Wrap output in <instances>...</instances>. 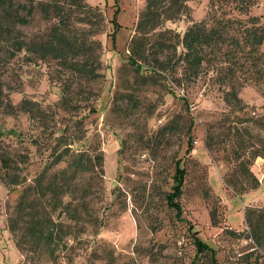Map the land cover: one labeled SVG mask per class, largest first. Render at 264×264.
<instances>
[{"label":"rangeland","instance_id":"1","mask_svg":"<svg viewBox=\"0 0 264 264\" xmlns=\"http://www.w3.org/2000/svg\"><path fill=\"white\" fill-rule=\"evenodd\" d=\"M84 1L101 13V20L92 17L90 26L99 28L93 34L99 42L94 78L76 83V74L52 59H34L24 51L8 57L0 51L2 90L14 106L10 113L0 108V153L10 157L9 167L0 166V264H188L194 252L188 224L215 251L214 263L203 252L195 264H264V237L261 245L247 237L243 221L245 207L264 206V158L256 156L248 164L257 185L236 193L224 181L234 160L227 154L229 140L221 134L227 125L246 123L236 120L264 111L262 76H257L258 84L239 87V110H229L223 102L210 69L180 85L169 76L140 83L124 56L143 0ZM254 1L248 13L264 21V0ZM185 4V12L163 20L160 28L180 34L190 20L204 16L208 0ZM16 27L25 39H36L47 24L35 11L28 23ZM259 49L264 54V32ZM63 83L79 101L76 108L55 106ZM22 97L36 101L44 112L30 119L17 106ZM59 127L65 129L61 144L82 146L80 142L100 150L102 175L76 178L78 186L88 183L92 191L88 214H83L88 221L60 216L65 245L51 258L27 243L24 249L16 246V235L5 223L20 187L50 159ZM248 129L254 139L264 135L256 126ZM207 131L212 132L209 144L204 141ZM176 158L185 169L180 219L164 199ZM11 175L20 182L10 183ZM213 205L216 224L208 217Z\"/></svg>","mask_w":264,"mask_h":264},{"label":"trees","instance_id":"2","mask_svg":"<svg viewBox=\"0 0 264 264\" xmlns=\"http://www.w3.org/2000/svg\"><path fill=\"white\" fill-rule=\"evenodd\" d=\"M254 3V0H208L204 16L190 20L179 34L169 28L161 29L160 24L185 12V0H143L124 56L133 70V78L142 83L169 76L174 84L180 85L197 77L201 69H210L223 102L229 110H239L243 105L237 95L239 87L259 82V75L262 76L260 81H264V54L259 49L264 21L259 20L261 15L248 13ZM35 11L47 27L39 38L25 39L16 25L28 23ZM92 17L101 20L100 10L84 0H0V51H5L8 57L24 51L34 59H52L59 67L76 74V83L90 80L95 77L99 64V42L93 38L99 28L91 29ZM76 24L86 25V31ZM61 85L55 106L64 110L79 106L68 83ZM17 106L26 111L30 119L44 112L36 101L25 97L19 99ZM0 108L8 113L14 110L2 90L1 79ZM236 122L246 123L227 125L221 134L229 140L227 154L234 160L224 181L233 190H239L235 191L237 193L257 185V178L248 164L256 156L264 158V135L254 139L248 125L256 126L264 133V111ZM64 131L59 127L49 147L50 159H46L30 183L20 187L12 214L7 216L5 223L7 230L16 235V246L24 249L27 243L30 250L42 249L51 258L55 250L65 245L63 237L66 232L61 229L65 223L59 217L64 216L73 222L88 221L83 214H88L86 206L92 191L88 183L78 186L76 178L82 173L98 178L102 175L100 150L85 147L80 142L82 146L71 147L69 142L61 144ZM206 133L204 141L209 144L212 132ZM225 137L222 136L221 140H226ZM186 148L190 146L187 144ZM9 161L8 155L0 153V166L9 167ZM59 162L63 164L57 165ZM184 176L180 159H174L171 182L164 199L178 219L181 218L178 196ZM8 181L20 182L15 175H11ZM215 210L214 205L208 209L211 224L217 222ZM243 221L247 227L246 236L261 245L264 206L245 207ZM187 228L194 244L188 264H195L203 252H207L214 263V248L198 237L196 229L189 224ZM70 236L75 238L74 234Z\"/></svg>","mask_w":264,"mask_h":264}]
</instances>
